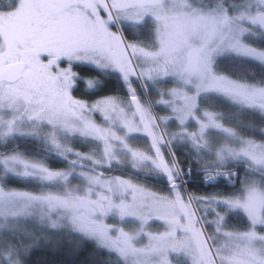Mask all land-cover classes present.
<instances>
[{"label": "snow or ice", "instance_id": "obj_1", "mask_svg": "<svg viewBox=\"0 0 264 264\" xmlns=\"http://www.w3.org/2000/svg\"><path fill=\"white\" fill-rule=\"evenodd\" d=\"M25 7L32 35L15 39L0 34V219L30 217L38 209L39 218L47 219L51 228L66 222L125 261L131 258L132 264H171L170 257L180 253L191 255L192 264H264V231L258 230L264 226V188L245 182L243 198L184 193L181 165L163 150L167 147L170 153L174 142L186 141L198 152L208 151L214 159L204 162L206 180L235 175L226 165L238 160L264 173V139L224 127L219 113H197L199 97L216 93L264 115V83L239 82L214 71V58L225 51L264 63V50L241 39L252 26L264 29V0H249L236 14L193 10L183 0L177 10L169 8V0H29L27 5L0 0V21L17 19ZM149 18L156 28L155 48L129 40L112 27L122 21L139 25ZM79 63L118 73L127 85V97L89 101L76 96L80 74L74 65ZM168 78L174 85L159 88L155 101L133 86L136 80L155 83ZM87 84L94 87V80ZM156 105L168 112L160 114ZM190 121L196 126L189 127ZM211 130L229 139L213 144ZM41 134L48 151L67 161V168H52L9 147L15 136ZM135 134L147 138V148L129 143ZM75 137L94 142L99 157L70 146L68 141ZM122 152L133 168L150 165L166 177L170 191L157 192L131 178L108 175L103 169L111 168ZM8 176L49 187L37 192L6 188ZM74 179L79 181L75 187ZM218 202L243 210L249 229L224 230ZM209 209L215 213L212 220L207 218ZM110 216L120 223H108ZM153 222L160 227L153 230ZM206 224H213L214 231L210 233ZM217 234L224 238L221 246L211 243ZM18 251L9 244L0 251V264H22Z\"/></svg>", "mask_w": 264, "mask_h": 264}, {"label": "trees", "instance_id": "obj_2", "mask_svg": "<svg viewBox=\"0 0 264 264\" xmlns=\"http://www.w3.org/2000/svg\"><path fill=\"white\" fill-rule=\"evenodd\" d=\"M199 6H212L221 4L232 14L243 11L248 5L249 0H189ZM6 3L7 0H4ZM125 38L132 41L142 42L146 47H156V39H154L152 25L126 26L122 27ZM256 35L246 36L245 42L253 47L264 50V31L257 27L254 29ZM74 69L79 72L80 79L74 94L86 100H95L105 96L125 97L126 89L120 77L109 72L99 71L95 68L74 65ZM214 70L217 74L224 75L229 79L253 83H264V65L254 62L247 58L236 56H222L215 60ZM88 80H94V87L84 88V83ZM199 108L207 109L219 113V119L225 127L234 129L242 136L253 137L258 140L264 139V116L255 110L242 108L231 103L226 98L216 94H204L198 99ZM213 144L220 143L225 139L221 133L212 132L209 135ZM69 145L75 150L89 154L96 148L92 141H84L78 138H72L68 141ZM10 148H14L27 158L33 160H42L52 168H67V161L49 154L43 150L46 147L39 144L33 139H18L14 143H9ZM6 150V149H5ZM175 159L180 163L183 170V178L185 185H180V189L184 192L186 189L189 193L200 196H226L233 197L236 194L235 189L239 190L241 186H212L203 183L200 173L203 170L204 161L195 157L192 152L182 150L177 147L173 148ZM208 155H205L206 159ZM211 161V159H208ZM207 162V161H206ZM85 163H89L85 161ZM238 164V163H234ZM235 166L228 164L226 168ZM246 166H249L246 164ZM241 172L247 173V179H258L264 186L263 177H259L251 173L246 168L238 166ZM108 175H119L133 179L137 183H141L154 191L169 192V182L162 178L145 177L138 173H134L130 168L120 165H112L111 168L103 169ZM235 171V168L233 169ZM237 170V168H236ZM1 171V169H0ZM246 179V180H247ZM6 188L23 189L28 191H40L42 187L38 182L22 180L12 176H8L4 180ZM228 224L233 229H247L250 226L249 220L240 213H233L228 219ZM38 233V232H37ZM36 233V235H37ZM37 244H27L25 240L17 238L10 239L18 250L27 247L25 253L20 256L22 264H122V262L113 254L102 251L94 246L92 242L83 240L82 238L68 234L63 237L58 233H40ZM39 236V235H37Z\"/></svg>", "mask_w": 264, "mask_h": 264}, {"label": "rangeland", "instance_id": "obj_3", "mask_svg": "<svg viewBox=\"0 0 264 264\" xmlns=\"http://www.w3.org/2000/svg\"><path fill=\"white\" fill-rule=\"evenodd\" d=\"M21 2H22V4L27 5L29 0H21ZM183 3L188 5L191 9L199 10V11H209V10H212V9H217V10L226 9L221 4H214V5L209 6V7L208 6L202 7V6H199V5L195 4V3H192L189 0H183ZM180 4H181V0H169V8H171L173 10L179 9ZM29 19H30V10L27 7H25L23 9V11H22V15L20 17H18L17 19L11 20V21L10 20L0 21V34H4V35H6V36H8L10 38H15V39H20L22 37H30L32 35V32L29 31V27H28V24H27V21ZM145 24L152 25V29H153L152 32L154 34L155 31H156V28H155L154 22L151 20V18H149L146 22L141 23L139 25L122 21V22H119V23H114L112 25V27H113V30H118V31H121L123 33V31H122L123 25L135 27V26H141V25H145ZM255 28H256V26H252V30L251 31H249L247 33H244L241 36V39H242V41L244 43H246L245 40H244V38L246 36L256 35V33L254 31ZM64 39L67 40L68 37L66 36ZM154 39H156L155 41H157L156 42V46H157L158 38L155 37ZM63 42L64 41L62 40L61 44H63ZM254 48H256V47H254ZM56 50H57V46H55V45L52 46L53 55L56 54ZM28 51L31 52L32 49H28ZM222 56H236V57L247 58V59H250V60H252L254 62H257V63H260V64L264 65V63H261V62L255 60L252 57L239 55V54H237L235 52H232V51H225V52L221 53L220 55L216 56L214 58V60H216L217 58L222 57ZM79 65L95 68V69H97L99 71H102V70L98 69L97 67H95L94 65L89 64V63H79ZM103 72H108V71H103ZM109 73L115 74L118 77H120V75L118 73H115V72H109ZM174 83H175V81L172 78H168L167 80H164V81H161V82H155V83L136 80V81H134L133 86L137 89V92H138L139 95H141L145 99L155 101L158 98V89L159 88H161V87H164V88L172 87L174 85ZM84 88H89L88 84L86 82L84 83ZM124 89H126V95H125V98H126L127 95H128V92H127V85L125 83H124ZM189 90L191 91V89H189ZM207 94H216V93H207ZM202 95H204V94H202ZM216 95H218V94H216ZM219 96H221V95H219ZM155 110L157 112H159L160 114H162V115L166 114L168 112V109H166L162 105H156L155 106ZM202 110H204V109L198 108L197 109V113L200 114ZM25 126H27V125H25ZM170 126L173 127V128L176 127V122L175 121L170 122ZM188 126L189 127H195L196 125H195L194 121H190ZM212 132L221 133V134H223L225 136V139L222 142H220V143H223V142H225V140L229 139V138L226 137V135L224 133H222L219 130H211L208 135H211ZM42 135L43 134H41L40 137L15 136L14 138H12L9 141V143H14L18 139L28 138V139H33L36 142H39V144H41L42 146L46 147V149L48 150L47 145L43 141ZM75 138H78V139H81V140H84V141H89V140H85V139L79 138V137H75ZM129 143L132 146H134V147H140V148H147L148 147L147 138L144 137V136H141L139 134H135V135L129 137ZM216 144H219V143L217 142ZM174 147H177L179 149L187 150L189 152H192L194 155L196 154L197 157L200 158L201 160H203L204 162L208 161V159H211V160L214 159V156L212 154H210L208 151L201 150V151L198 152L191 145L190 142H186V141L174 142L171 145L170 153H169V149L167 147H165L163 150L165 151L166 154L171 155V154H174V151H173ZM89 154L94 155L96 157H99L100 152H99V149L97 148V146ZM119 155H120V158L117 161H114L112 165L126 166V167L130 168L134 173H138V174L143 175L145 177H150L151 176V177H155V178H162V179H165L166 181H168L166 177H164L161 174L156 173L151 168L150 165L142 166L139 169L133 168L132 164H131V161H130V158H129V155L127 153L122 152ZM196 155H195V157H196ZM205 155H208V158L204 159ZM230 163L231 164L238 163L239 164L238 166H240L242 163H246L249 166L253 167L249 162H247L245 160L231 161V162H228L227 165L230 164ZM246 170H248V169L246 168ZM1 171H2V169H1ZM251 173H253V172H251ZM257 176H259V175H257ZM12 177H14V176H12ZM259 177H261V176H259ZM15 178H17V177H15ZM22 180H25V179H22ZM26 180L27 181L38 182V184H40L42 187H44V186L46 188L49 187L48 185H42L37 180H33V179H26ZM249 181H255L258 186L264 188V186L262 185V183L258 179L255 180L254 178H250L249 177L246 180V182H249ZM179 182H181L183 187H184L185 182H184L183 175L180 177ZM78 184H79L78 179H74L72 181V186L73 187L77 186ZM159 192H161V191H159ZM240 192H241V195H239V197L243 198V196L245 195L244 188H242V190ZM184 193H189V192H187L186 189H184ZM215 207H216L217 211H219V212L224 214V220H223V223H222V228L224 230L233 231V232H242V231H246V230L249 229V228H247L246 230L244 229V230H241V231H240V229L235 230V229L231 228L230 225L227 222L228 216L231 215L232 213H235V212L240 213V214L244 215L245 217H247V215L243 212V210H241V209H231V208L225 206L223 203H219V202L216 204ZM33 212H34V214L32 216H30V217H19V218H16L15 220L8 219L7 221L0 219V224L4 225V227L0 228V251L6 250L9 244H13V242L10 240V239H13V238L20 239L21 241L25 240V241L28 242L27 244L30 243V244L34 245V244L38 243V239L41 236L40 233H49V234L58 233L59 235H63V237L65 235H68V234H73V235H76V236L82 238L83 240L92 242L96 248H98V249H100L102 251H105L107 253L115 255L122 262V264H132L131 258H129L127 261H125L123 258H121L115 252L109 250L108 248L100 246L95 240L87 239V238L83 237L82 235H80L79 233L73 231L71 226L68 225L66 222H62L63 223V227L53 229V228H51L49 226L50 222L47 219L41 220L39 218V210L38 209H34ZM207 218L209 220H212V219L215 218V213L211 209L208 210ZM247 219H248V217H247ZM107 222L110 223V224H116V225H118L120 223V221L115 216H110L107 219ZM124 226L126 228L134 230V225H132L131 222H125ZM151 227L153 228V230H155V228L160 227V225L158 223H156V222H153ZM205 227L207 228V230L210 233L214 231V225L213 224H206ZM261 227H264V226H258V228H261ZM36 233L39 236H37ZM224 242L225 241H224V238L222 237V235L221 234H217V237L211 243H213L216 246H221V245L224 244ZM139 243H143V241H140ZM27 247H30V246L27 245ZM27 247H23L22 249H20L18 251L19 258H20V256L23 253H25V249L27 250ZM170 259H171V264H192L191 255H188V254H185V253L174 254V255H172L170 257Z\"/></svg>", "mask_w": 264, "mask_h": 264}, {"label": "flooded vegetation", "instance_id": "obj_4", "mask_svg": "<svg viewBox=\"0 0 264 264\" xmlns=\"http://www.w3.org/2000/svg\"><path fill=\"white\" fill-rule=\"evenodd\" d=\"M233 165H235V166L234 167L233 166L228 167V168H226V170L229 171V172H234L235 175L218 176L215 179H208V180H206V178H205V175H206L205 172L200 173L201 179L203 180V183H207V184H210L212 186H217V187L231 186L230 190H232V187L233 186L236 187L238 185V186H241V188L239 190H237V189L234 190V191H236L235 196L241 195V192L240 191L242 190V188H243L242 186L246 182L247 173L241 172L240 170H238L239 169V167H238L239 164H233ZM241 166H242L243 169L244 168H247L246 163H242ZM234 168H235V171L233 170ZM236 168H237V170H236ZM235 196H233V197H235ZM224 197H226V196H224ZM231 215L228 216V219H229V217ZM228 219H227V222H228ZM258 229L260 231H264V227H261V228H258ZM235 230H238V229H235ZM241 230H244V229H241Z\"/></svg>", "mask_w": 264, "mask_h": 264}, {"label": "water", "instance_id": "obj_5", "mask_svg": "<svg viewBox=\"0 0 264 264\" xmlns=\"http://www.w3.org/2000/svg\"><path fill=\"white\" fill-rule=\"evenodd\" d=\"M257 28H258V27H257ZM258 29L264 31V29H260V28H258ZM44 150L47 151L48 153H50L47 149H44ZM50 154H52V153H50ZM247 169H248L249 171L255 173L256 175H259V176H261V177L264 178V173H262V172L259 171L258 169H255V168H253V167H251V166H247ZM179 185H182V183L179 182Z\"/></svg>", "mask_w": 264, "mask_h": 264}]
</instances>
